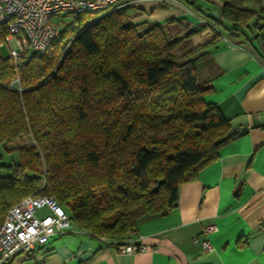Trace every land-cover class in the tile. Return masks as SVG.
<instances>
[{"label":"trees","instance_id":"trees-1","mask_svg":"<svg viewBox=\"0 0 264 264\" xmlns=\"http://www.w3.org/2000/svg\"><path fill=\"white\" fill-rule=\"evenodd\" d=\"M181 1L210 20L215 38L219 28L245 42L256 28L264 49L261 0H222L218 17L205 0ZM66 14L74 22L46 53L22 54L15 65L0 49V145L31 140L4 150L17 160L5 163L0 152V168L11 172L0 176V223L24 197L44 194L80 230L126 243L140 222L176 208L180 187L239 132L200 79L213 43L133 24L124 6ZM7 34L0 24V39Z\"/></svg>","mask_w":264,"mask_h":264},{"label":"crops","instance_id":"crops-1","mask_svg":"<svg viewBox=\"0 0 264 264\" xmlns=\"http://www.w3.org/2000/svg\"><path fill=\"white\" fill-rule=\"evenodd\" d=\"M203 2L211 12L223 4ZM120 6L128 7L129 21L144 23L143 28L161 24L172 37L192 33L193 46L213 43L200 74L212 87L207 99L239 138L222 147L197 179L180 187L176 208L139 223L132 240L147 245L146 251L118 253L75 226L46 247L4 264H264V49L254 38L258 30L251 28L252 40L245 42L219 28L215 38L210 20L181 0H122ZM243 127L248 131L241 135ZM210 224L218 230L205 234ZM203 240L213 249L205 250Z\"/></svg>","mask_w":264,"mask_h":264},{"label":"built area","instance_id":"built-area-1","mask_svg":"<svg viewBox=\"0 0 264 264\" xmlns=\"http://www.w3.org/2000/svg\"><path fill=\"white\" fill-rule=\"evenodd\" d=\"M121 1L0 0V24L6 25L8 30L6 37L0 39V49L7 43L10 50L8 57L18 65L22 54H44L49 50L60 32V25L54 20L55 15L110 11ZM42 209H47V213L40 215ZM73 225L68 212L53 197L44 194L24 197L9 209L0 223V264L21 253L46 247L53 237L71 230ZM217 230V225L210 224L205 227L204 233ZM104 241L110 244V241ZM202 245L205 250L213 249L210 240H203ZM112 246L118 253H136L148 249L138 240L114 242Z\"/></svg>","mask_w":264,"mask_h":264},{"label":"rangeland","instance_id":"rangeland-1","mask_svg":"<svg viewBox=\"0 0 264 264\" xmlns=\"http://www.w3.org/2000/svg\"><path fill=\"white\" fill-rule=\"evenodd\" d=\"M54 20L61 25V28H65L67 24L73 23L74 22V17L73 16H67L66 13H59L54 16ZM75 28H79V24L74 25ZM9 45L6 43L3 47H1V53L3 56L7 57L9 56ZM181 52V51H180ZM200 79L202 80V77L200 76ZM31 145V140H22L19 141L17 144H8V145H0V152H3L4 154V159L3 162L8 163L11 162L13 159H18L17 153H9L7 151H4L5 149H8L9 151L14 150L17 146H30ZM11 172L8 171L5 168H0V176H8L10 175ZM47 213V209H42L39 214L44 215ZM75 227V225H73ZM25 253H21L18 255V258L24 257Z\"/></svg>","mask_w":264,"mask_h":264},{"label":"water","instance_id":"water-1","mask_svg":"<svg viewBox=\"0 0 264 264\" xmlns=\"http://www.w3.org/2000/svg\"><path fill=\"white\" fill-rule=\"evenodd\" d=\"M213 15L216 16V17H218V16H219V10H214V11H213ZM261 40H262L261 37H259V38H258V41H259L260 44H261ZM247 131H248L247 127H243V128L241 129V131H240V134L243 135V134L246 133Z\"/></svg>","mask_w":264,"mask_h":264}]
</instances>
